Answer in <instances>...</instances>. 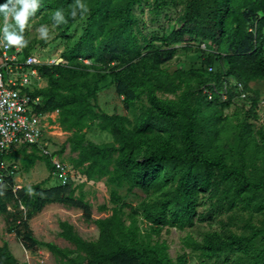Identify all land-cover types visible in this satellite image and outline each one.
Segmentation results:
<instances>
[{"label":"rangeland","instance_id":"obj_1","mask_svg":"<svg viewBox=\"0 0 264 264\" xmlns=\"http://www.w3.org/2000/svg\"><path fill=\"white\" fill-rule=\"evenodd\" d=\"M189 1L140 0L134 8L133 24L128 26L129 34L123 37L129 36L128 42L117 48L110 47L111 52H116L115 56L104 57V62L114 58L110 66L127 61L137 64L149 52L159 50L152 46L162 47L165 37L176 38L169 47L174 49L173 57L153 68L152 75L145 81L150 80V88L143 89V95L132 109L124 108L122 97L115 94L102 63L94 67L96 58L85 57H80L78 62L89 67L91 74H98L89 77L91 87H98L97 99H89L91 108L98 115L117 113L127 120L129 129L148 120L155 124L151 135L138 140L135 158L139 167L159 143L182 155L192 146L198 158L220 163L231 174L227 179L214 170L213 183L208 187L198 185L196 195L187 200L182 197L183 191L179 187L183 185L182 175L173 177L168 171H164L163 176L169 184L160 192L146 191L140 184L132 187L126 181L113 180L114 165L110 166L106 176L88 180L83 173L87 164L77 167L80 150L73 149L72 134L60 126L58 111L47 113L51 130L48 150L56 154L53 160L63 165L64 172L50 173L45 161H37L26 169L24 157L19 155L9 160L16 167L12 177L17 188L46 180L43 187L49 188L67 185L70 181L76 188V196L90 204L93 220L110 217L117 211L128 229L134 227L137 230V241L156 249L164 264H264V187L245 189L246 184H264V81L250 84L249 99L234 78L224 84V89L217 87L214 82L217 78L211 76L208 69L211 66L220 68L222 64L216 59L224 56L220 54L218 42L204 39L193 30L192 34L187 31L188 36L181 33L185 30L180 19ZM60 3L59 0H45L38 6L25 25L23 36L28 43L22 48L26 47L41 60L55 59L59 64H66L65 55L85 39L87 23L85 19L79 20L69 30H65L63 23L55 24L54 11L61 9L64 13L68 8H58ZM42 24L48 27L47 39L37 32ZM116 26L113 19V23L92 38L94 49L103 47L102 41L112 36L109 34L117 30ZM230 33L231 27L223 44L227 43ZM1 42L6 41L2 39ZM203 80H210L209 85L218 91L217 98L202 99L208 94ZM39 83L44 88L47 79L42 78ZM152 95L164 105L161 109L151 102ZM253 99L257 103L251 108ZM164 110H169L173 116ZM95 122L98 124L100 120ZM189 122L194 126L191 127ZM82 134L84 146L113 142V137L97 126ZM186 166L194 167L191 162ZM176 189H179V199H175ZM114 194L122 198L121 202L113 201ZM181 205L189 207L191 213L187 217L178 212L177 207ZM102 206L107 209L102 211ZM64 222L82 239H98L97 226L86 222L81 210L60 204L45 207L29 221V226L38 240L70 252V257H78L76 246L61 237L60 224ZM7 227L5 216L0 215V246L7 243L19 263L71 264L46 248L35 252L25 250L15 234L7 233Z\"/></svg>","mask_w":264,"mask_h":264},{"label":"trees","instance_id":"obj_2","mask_svg":"<svg viewBox=\"0 0 264 264\" xmlns=\"http://www.w3.org/2000/svg\"><path fill=\"white\" fill-rule=\"evenodd\" d=\"M43 1L45 0H39V5ZM59 1L61 5L58 8L68 7L67 11H64L67 21L63 23L65 30H69L79 20H86L85 39L65 55L66 64L40 68L42 77L47 79V85L35 90L32 95L41 98L40 105L36 107L38 113L59 112L60 126L65 132L72 134L70 142L73 149L80 150L77 167L87 164L83 172L85 177L93 180L96 176H106L110 173V166L114 165L113 180L126 181L132 187L140 184V187L146 191L160 192L169 184L167 177L163 176L164 171H168L173 177L182 175L183 185L179 187L183 191L182 197L186 200L196 195L198 185L208 187L213 183L214 170H218L223 178L227 179L231 174L220 163L198 158L192 146L187 148L185 155H182L171 150L168 145L159 143L143 159L142 167H139L135 158L138 140L140 137L151 135L155 124L148 120L143 125H135L133 129H129L126 125L127 120L123 116L117 113L98 115L89 103V99H97L98 91L97 86L91 87L89 77L93 78L98 74H91L89 67L80 64L78 62L80 57L96 58L94 67L102 63L106 75L111 79L110 84L114 87L115 94L122 97L124 108L132 109L143 95V89L150 88V80L147 83L145 81L152 75L153 68L173 57L174 49L169 47L176 38L165 37L162 40V47L153 45V48L159 50L149 52L137 64L127 61L110 66L114 58L109 62H104L103 59L115 56L116 52H111L110 47L117 48L128 42L129 36L123 37L129 34L128 26L133 24L134 8L140 0H83L88 10L81 16L80 10L77 9L76 17L70 15L71 10L76 7V0ZM3 2L4 0H0V3ZM113 19L116 20L117 30L110 32L109 35L112 36L102 41L103 47L94 49L92 38L113 23ZM2 21H4L3 15L0 14V25ZM180 22L183 23L185 30V32L181 31L183 36H188L187 31L192 34L193 30L194 34L204 39L218 42L217 46L221 48H219L220 54L224 56L222 58L218 56L216 59L222 61V64L220 68L211 66L208 69L209 74L217 78L214 81L217 87L224 89V84H229V79L234 78L247 92L249 99L250 84L264 81V0H190ZM229 27H231L230 36L227 43L223 44L222 41ZM1 40L2 34H0V42ZM24 51L26 54L29 53L26 47ZM209 81H202L208 93L202 97L205 100L219 96L214 86L209 85ZM150 99L157 109L164 106L155 95ZM256 103L257 100L253 99L251 108ZM164 111L173 116L169 110ZM97 119L100 120L98 124L95 122ZM189 123L191 127L194 126L193 122ZM94 126L110 134L113 142L91 143L84 146L82 132L91 130ZM49 138L51 137L46 139L48 142L51 141ZM116 154L118 156L115 158ZM19 155H23L26 169H30L37 161H45L50 173L57 171L52 162L55 153L46 155L36 145H25L13 151L6 159L10 160ZM190 162L192 166L194 165L193 168L186 166ZM45 182L47 180L43 183ZM43 183L17 188L12 176H6L0 182V215L6 218L7 233L15 234L17 241L25 250L35 252L46 248L51 253L68 259L71 264H164L156 249L137 241V230L134 227L128 229L117 211H114L110 217L93 220L90 204L76 196V188L70 181L67 185L49 188H44ZM263 187L264 184L245 185V189L259 190ZM178 191L179 189H176L175 199H179ZM112 199L116 203L122 200L117 194L112 195ZM52 204L81 210L85 221L93 222L99 230L97 240L86 241L75 233L68 223L60 224L61 237L76 246L75 252L78 257H70V252L52 243L38 240L29 226L30 220ZM100 209L105 211L107 208L102 206ZM177 210L186 217L191 213L189 207L186 208L184 205L177 207ZM0 264L26 263H19L8 244L4 243L0 246Z\"/></svg>","mask_w":264,"mask_h":264},{"label":"built area","instance_id":"obj_3","mask_svg":"<svg viewBox=\"0 0 264 264\" xmlns=\"http://www.w3.org/2000/svg\"><path fill=\"white\" fill-rule=\"evenodd\" d=\"M47 65L59 63L26 54L21 46L0 43V182L15 173L16 167L6 159L13 151L36 145L51 155L46 140L51 135L47 114L36 111L41 98L32 95L42 87L40 68ZM53 159L57 171L64 172L63 165Z\"/></svg>","mask_w":264,"mask_h":264},{"label":"clouds","instance_id":"obj_4","mask_svg":"<svg viewBox=\"0 0 264 264\" xmlns=\"http://www.w3.org/2000/svg\"><path fill=\"white\" fill-rule=\"evenodd\" d=\"M38 6L39 0H4L3 3H0V14L3 15L4 20L3 24L0 25V34H2V39L7 42L6 46L24 47L27 45L28 41L24 38L23 31L29 17L35 14ZM77 9L80 10L81 16L88 10L83 0H76V7L70 12L72 17L77 16ZM10 19L11 23L9 22ZM52 19L55 24L67 23L61 9L54 11ZM37 32L41 38H48L49 30L46 25H40Z\"/></svg>","mask_w":264,"mask_h":264}]
</instances>
